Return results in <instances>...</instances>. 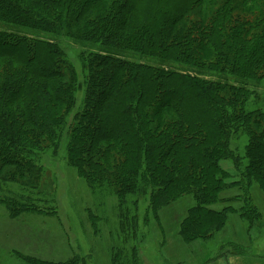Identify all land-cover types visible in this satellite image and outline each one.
I'll list each match as a JSON object with an SVG mask.
<instances>
[{
    "label": "trees",
    "instance_id": "16d2710c",
    "mask_svg": "<svg viewBox=\"0 0 264 264\" xmlns=\"http://www.w3.org/2000/svg\"><path fill=\"white\" fill-rule=\"evenodd\" d=\"M0 24V190L16 184L22 191L0 194L9 218L55 214L35 199L36 162L63 142L67 165L91 189L117 196L122 212L127 196L137 197L134 208L146 199L153 214L191 197L180 231L187 243L223 228L234 209L211 206L228 187L264 193V111L246 108L258 101L248 85H264V0H0ZM56 37L114 54L80 53L78 75ZM241 137L245 145L234 147ZM221 160L237 167L239 182L226 184ZM243 199L244 212L251 199ZM121 253L110 263L121 264ZM13 254L26 264L89 260ZM133 257L123 264H141L134 250Z\"/></svg>",
    "mask_w": 264,
    "mask_h": 264
},
{
    "label": "rangeland",
    "instance_id": "374dc122",
    "mask_svg": "<svg viewBox=\"0 0 264 264\" xmlns=\"http://www.w3.org/2000/svg\"><path fill=\"white\" fill-rule=\"evenodd\" d=\"M56 38L78 75L81 73L80 53H112L67 37ZM117 54L134 62L178 68L129 52L118 51ZM225 80L237 85L231 77ZM248 86L257 93L258 101L249 102L246 108L264 111V85L251 82ZM76 97L75 111H78L83 106L82 91ZM245 143V138L241 137L233 144L241 149ZM65 156L66 144L63 142L57 153L47 152L36 162L42 168V174L35 199L42 207L56 210L55 214L30 213L11 219L0 204V264H26L13 251L37 261L54 263L68 262L76 256L88 257L87 264H111L112 255L123 251L120 254L123 264L128 256L134 259L133 250L141 264H264V193L256 185L246 194L240 186L224 190L219 195L220 201L211 206L214 210L234 209L228 212L223 228L213 238L187 243L180 231L194 204L191 197L186 196L153 214L146 199L138 198L142 201L139 200L138 207L134 208L131 203L137 197L127 196L124 206L127 211L122 212L117 196L91 189L67 165ZM219 168L228 177L226 184L239 182V171L231 161L221 160ZM0 191L6 199L19 198L22 192L16 184H3ZM245 196L251 199V207L243 212L240 207ZM122 213L128 220H122ZM131 218L137 223L134 234ZM123 222V226L130 229L126 232L129 235L121 233Z\"/></svg>",
    "mask_w": 264,
    "mask_h": 264
}]
</instances>
